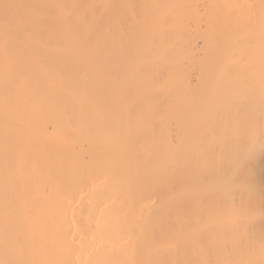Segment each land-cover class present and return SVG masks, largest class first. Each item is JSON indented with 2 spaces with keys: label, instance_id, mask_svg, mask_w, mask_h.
Returning a JSON list of instances; mask_svg holds the SVG:
<instances>
[{
  "label": "bare ground",
  "instance_id": "1",
  "mask_svg": "<svg viewBox=\"0 0 264 264\" xmlns=\"http://www.w3.org/2000/svg\"><path fill=\"white\" fill-rule=\"evenodd\" d=\"M0 264H264V0H0Z\"/></svg>",
  "mask_w": 264,
  "mask_h": 264
},
{
  "label": "snow or ice",
  "instance_id": "2",
  "mask_svg": "<svg viewBox=\"0 0 264 264\" xmlns=\"http://www.w3.org/2000/svg\"><path fill=\"white\" fill-rule=\"evenodd\" d=\"M246 164L247 161L245 159H238L236 161L237 170L243 173L244 171H246Z\"/></svg>",
  "mask_w": 264,
  "mask_h": 264
}]
</instances>
